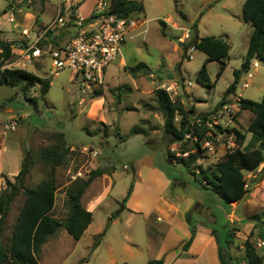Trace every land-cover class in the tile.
<instances>
[{
	"label": "rangeland",
	"instance_id": "rangeland-1",
	"mask_svg": "<svg viewBox=\"0 0 264 264\" xmlns=\"http://www.w3.org/2000/svg\"><path fill=\"white\" fill-rule=\"evenodd\" d=\"M60 1L63 0H0V37L5 40L18 38L21 36V29L31 27L32 21L35 24L49 22ZM78 1H81L84 10L92 6L91 14L99 17L96 6L98 0ZM135 1H140L143 5L142 11L130 15L138 26L125 34L115 59L100 73V81H84L70 69H62L56 76H49L50 60L46 57L25 64L28 71L42 80H49L50 84L45 93L41 92L40 83L26 92L17 87V93L23 97L24 107L18 111L7 108L5 113H0V141H5L0 159L3 168V173L0 174V192L6 186L5 178L15 182L14 176L19 172L25 156L32 163L23 186L33 187L46 179L48 166L41 158V151L54 144V134L62 132L69 153L54 169V216L59 219L66 216V190L76 177L87 178L96 168L105 170L108 177L102 175L95 178L81 198L85 204L96 201L92 222L81 237L75 240L65 229H58L41 246L38 264H144L148 259L155 258L159 252L145 235L147 219L144 216L151 209L153 211L152 202L157 196V189L166 185L168 177L156 176L159 169L150 172L152 165L157 168L164 165L171 177L176 178L174 182L184 187L186 196L195 195L199 198L195 208L190 211L193 224L211 226L218 231L223 242L226 232H229V254L237 264L245 263L242 244L250 232L257 251L264 255V247L257 246L262 238L260 233H264V210L243 214V210H246L243 202L228 205L218 195L202 187L205 184L212 188V184L205 180V175H209L213 164L227 150H198L201 154L198 161L186 167L182 163L186 155L181 151L193 148V143H169V136L164 133L165 117L154 97V90L162 88L172 99L179 97L185 106L188 107V103L194 105L189 119L194 114L203 115L212 110L225 89L233 82V70L241 67L240 60L244 57L248 34L252 30L251 24L241 16L242 0ZM104 2L108 5V0ZM8 6L11 8L7 9ZM18 8L22 11H17ZM166 18L176 22L180 28L184 26L183 19L194 25L192 30L188 29L189 37L179 40L183 37V30L170 27L171 21L162 25L160 20L164 21ZM38 19L43 22L38 23ZM195 36L220 38L230 44V57L225 59L226 67L218 79V61H206L205 54L195 48L192 51L193 57L187 58V47L183 43H189ZM175 39L177 40L174 41ZM121 58L124 61L121 62ZM205 61L207 75L214 82L213 87L198 80L199 70ZM252 61L258 63L256 70L250 65V71H254L253 78L242 89L241 83L247 81L245 72H242L235 90L236 93L241 92L242 98L260 101V93L262 89L264 91V61L257 58ZM139 62H144L149 71L133 77L125 68ZM166 73H171L173 79L165 78ZM30 111L43 118L46 123H29ZM251 115L250 110L242 111V124H246ZM10 118L16 120L14 129L6 127ZM179 118L175 117V125L179 124ZM133 128H139L149 144H144L137 138L120 144L122 137L125 139L136 134L132 133ZM163 145L171 164L165 161L166 157L162 153L164 148L161 147ZM0 150L2 152V147ZM15 161L17 169L13 171L10 166ZM136 168L143 185H149L146 177L150 176L149 182L154 183L155 192L150 189L143 196V189H138V193L129 202L133 211H121L122 203H127V200L122 201L131 183L139 181L138 176L133 173ZM109 178L114 180L111 191L105 187ZM16 184L19 186L18 182ZM202 198L210 206L205 207L201 203ZM23 201L24 195L22 189H19L4 219V237L11 234ZM157 209L162 210V207ZM227 215L229 217L226 219ZM236 215L242 218L237 221ZM252 217H258L262 222H255ZM155 218L153 216L151 220L154 221ZM155 222L162 224L157 220ZM247 224H251L250 231L245 230ZM97 233L103 234L98 248H95L93 242Z\"/></svg>",
	"mask_w": 264,
	"mask_h": 264
},
{
	"label": "trees",
	"instance_id": "trees-1",
	"mask_svg": "<svg viewBox=\"0 0 264 264\" xmlns=\"http://www.w3.org/2000/svg\"><path fill=\"white\" fill-rule=\"evenodd\" d=\"M107 6L108 12L120 17H130L133 13L143 10L142 3L135 0H108ZM241 13L242 19L251 24L252 30L241 67L233 70L234 80L224 91L218 106L231 101L227 100L226 97L234 93L241 73L250 68L253 58L264 61V0H244ZM160 23L165 26L163 20H160ZM193 27L194 25H191L190 29L192 30ZM12 45L13 41L0 38V63L10 58ZM183 46L187 48L193 46L203 52L206 55V61H218L219 69L216 72V79L220 77L226 67L225 59L228 57L229 52V45L225 41L220 38L195 36L189 43H183ZM206 61L199 70L198 80L208 87H213L214 82L210 81L206 72ZM125 70L133 77L138 73L146 74L149 71L144 62L126 67ZM0 83H5L13 88L19 87L23 92H26L36 83H40L41 92L45 93L48 90L50 81L42 80L36 74L25 69H4L0 70ZM154 97L165 117L164 133L169 136V143L180 142L184 135L190 132L191 120L189 118L193 112V107L188 108L185 106L179 97L172 99L170 94L162 88L154 90ZM237 103L239 109L250 110L254 116L244 132L236 127L233 128L237 135L238 147L227 151L221 159L213 164L209 175H205V180L212 184V188L210 189L205 184L202 185L206 191L218 195L228 205L241 201L246 195L247 185L244 171L255 169L264 160V93L260 101L239 97ZM176 116L180 117L178 125L174 123ZM247 132L251 133V137L241 147ZM132 133H141V131L139 128H133ZM122 139L124 138L122 137ZM65 144L64 134L58 132L54 134V144L42 149L41 158L47 164L48 171L46 179L36 186H23V181L32 163L28 156L24 157L19 172L14 176L15 182H18L19 186L5 178L6 186L0 192V264H38L41 246L58 229H65L70 236L78 240L91 223L92 213L85 209L81 198L91 182L96 177L106 173L101 168L92 170L87 178L76 177L70 182L66 190L67 214L63 219H59L52 214L56 192L54 169L63 162L69 153V149L65 147ZM195 145H198V143L196 142ZM184 151L186 150L182 149L181 152ZM200 155L198 150L194 153L189 152L188 156L182 159V163L186 167L195 164ZM131 188L132 184L123 202L127 200ZM19 189H22L24 201L19 208L11 234L4 237V219ZM190 215L191 212L185 214L186 221L190 226V236L183 244V250L189 247L196 233V226L191 222ZM251 219L255 222H262L258 217H252ZM102 234H97L93 247L98 245ZM211 234L218 244L220 264H237L229 254L228 247L231 241L229 232H226L228 237H224V242L216 229H211ZM263 234L261 232L260 237L264 238ZM251 237L252 232L248 234L242 244L244 247V264H264V255L257 251L255 242L251 240ZM144 264L166 263L162 258H153L148 259Z\"/></svg>",
	"mask_w": 264,
	"mask_h": 264
},
{
	"label": "built area",
	"instance_id": "built-area-1",
	"mask_svg": "<svg viewBox=\"0 0 264 264\" xmlns=\"http://www.w3.org/2000/svg\"><path fill=\"white\" fill-rule=\"evenodd\" d=\"M104 1L99 0L97 3L99 17L94 14L86 17L79 10L78 2L71 0L59 4L49 22L23 27L20 37L9 40L13 41L11 56L0 63V70H27L26 63L46 57L50 60L49 76H56L62 69H70L84 81H100V73L115 59L125 34L138 26L131 17H120L108 12ZM17 11L21 12L22 9L18 8ZM67 26L72 28L70 39L62 44H54L59 33ZM183 37L188 38L187 35ZM193 50V46L187 48L188 59L192 58ZM250 65L255 70L258 63L252 61ZM245 74L247 81L242 82V88L247 87L254 71L248 69ZM229 104L220 105L219 109L209 115L193 116L190 119V132L179 143L190 141L194 147L181 152L183 155L188 156L189 151L210 152L215 148L231 151L238 147L237 135L233 130L236 127V116ZM16 124V120L10 118L6 127L14 129ZM196 142L198 145H195ZM257 246L264 247V240L258 242Z\"/></svg>",
	"mask_w": 264,
	"mask_h": 264
},
{
	"label": "crops",
	"instance_id": "crops-1",
	"mask_svg": "<svg viewBox=\"0 0 264 264\" xmlns=\"http://www.w3.org/2000/svg\"><path fill=\"white\" fill-rule=\"evenodd\" d=\"M70 1L71 0H63V1H60L58 3V5L59 4L63 5V4L68 3ZM74 1H78V0H74ZM243 2H244V0H242L240 3L241 9H242ZM58 5H57V7H58ZM78 6H79V10L81 11V13L83 15H85L86 17H89L90 14L92 13V11H91L92 6L89 9L84 10V6H82L81 1H78ZM96 6H97V4H96ZM241 16H242V14H241ZM170 21H171V19L166 18L164 20L165 25H167ZM34 22L32 21V24H34ZM37 22L42 23L43 21L41 19H38ZM170 27H172L174 29L177 28V29L183 30V32H184L183 36H185V35L188 36L190 33L189 30L185 27V25L181 26V28H180V26L176 22L171 21ZM250 32L251 31H249L248 38H249ZM71 34H72V28L67 26L66 28H64L59 33L56 40H54V44H62L64 42L68 41L71 37ZM13 39H17V38H13ZM181 39L184 40V37L179 38V40H181ZM247 44H248V39H247V43H246V48H247ZM231 50H232V48L229 44V52ZM229 52H228V54H229ZM245 53H246V49H245ZM229 57H230V55H228V58ZM242 57H243V55H242ZM122 61H124L123 58H121V62ZM242 61H243V59H242ZM242 61L240 60L241 63H242ZM241 63H240V65H241ZM242 89H244V88H242ZM263 93H264V91L262 89V92L260 93V98H261ZM240 96H241V92L236 93V90H235L234 93H231L230 95H228L226 97V99L231 100L229 102L230 103L229 105L231 106V108L235 112L236 128H238L239 130H242L244 132L245 128L248 126L250 120L253 118L254 115L251 112L252 115L249 117L248 122L246 124H242L240 117H241L242 111H244V110L239 111V107H238V103H237V98H239ZM218 102L213 106L212 110H210L206 113H203V115L194 114L193 116H204V115L211 114L215 109L220 108L218 106ZM188 107L194 108V105H191L189 103ZM247 111H249V110H247ZM33 113L34 112L30 111V114H33ZM250 137H251V133L247 132L246 136H245V140H244L243 144L241 145V147H243L249 141ZM132 138L140 139L144 144H149L146 141V137L142 133H136V134L131 135L130 137H126L125 139H123V141H120V144H124ZM0 142H1L0 145L2 147V152L0 150V159H1L3 151H4L5 141L1 140ZM17 144L19 145L18 142H17ZM161 147L164 148L162 150L163 151L162 153L166 157L165 161L168 162L169 164H171L170 163L171 159L168 158V156L165 152L166 151L165 145H163ZM98 157L100 158V156H98ZM10 167H11V169H13V171L15 169H17V162L15 161L14 164L11 165ZM150 168H151V171L149 170L150 172L155 171L156 169H159V172H157L156 176H159L162 178V175H165L168 177V181L166 182V185L163 188H161L160 190L157 189V192H156L157 196L155 197L154 201L152 202L153 203V211L151 209V211H149V214L147 216L146 215L144 216L147 219L145 221V229H146L145 235L147 236L148 240L151 239V241L149 240L150 244L151 245L153 244V247L157 249V252H159L156 255V257L162 258L166 264H220L219 254H218V244L215 240V237L211 234V229H213L211 226L208 227L205 225H201L199 223L195 224L196 233H195L194 239L192 240L191 244L189 245V247L186 250L182 249L183 244L185 243V241L190 236V226L188 225V223L186 221L185 214L187 212H190L193 208H195V206L197 204V200L199 198H196L195 195L186 196L184 193V189H183L184 187H182V186H180V184H177L174 182V180L176 178L171 177V174L168 172V169L164 165H160V168H157L156 165H152ZM2 169L3 168L0 165V174L3 173ZM8 170H10V169H8ZM6 172L9 174L8 171H6ZM148 172H147V174H148ZM133 173L135 175H137L139 178L140 172H139L138 168L133 169ZM106 174H108V173L103 174L104 177H108V175H106ZM244 176L246 179L247 192H246L245 197L240 201V202H243V204L246 206V210H243V214H249L251 212H255V211L259 212L261 210H264V160L261 163H259V165L255 169L244 171ZM149 177L150 176H148V178L146 177V181L149 184L148 186L143 185L142 183H144V182L140 178H139V181H135V182L133 181L134 183H131L132 184V188H131L132 190L128 196L127 203H124L122 205L121 211H123L124 209L129 210V211L130 210L133 211L134 208L131 207L129 202H130V200L133 199L134 195H136L138 193V189H140V190L143 189V196L146 194V191H149L150 189H153L155 192L156 187H155L154 183L149 182ZM96 178H98V177H96ZM106 184H108L107 186H105L107 188V190L111 191L113 184H114V180L109 178V183L106 182ZM128 190H127L124 198L127 196ZM191 190H193V188H191ZM199 191H201V190H199ZM83 195H84V193H83ZM143 196H141V197H143ZM201 203L203 205H205V207L210 206L205 201L204 198H202ZM82 204L85 207V209H87L91 213H94L93 208L96 207V201H92L88 204H85L82 200ZM160 206L162 207V210L157 209ZM231 208L232 207L230 206V209ZM153 216H156L155 220L162 222V224L158 225V223L155 222V220L152 221L151 219L153 218ZM227 217H229V215L226 216V219H227ZM241 218L242 217H240L239 215H236L235 220L239 221ZM250 229H251V224H247L245 230L250 231ZM263 239L264 238H262L261 240H263Z\"/></svg>",
	"mask_w": 264,
	"mask_h": 264
},
{
	"label": "flooded vegetation",
	"instance_id": "flooded-vegetation-1",
	"mask_svg": "<svg viewBox=\"0 0 264 264\" xmlns=\"http://www.w3.org/2000/svg\"><path fill=\"white\" fill-rule=\"evenodd\" d=\"M11 104V105H9ZM24 107L23 97L21 94L17 93L16 95L10 97L9 99L2 100L0 102V113H5L7 108H11L12 111L21 110ZM29 123L40 122L44 125V119L36 116L34 113L29 114ZM55 122V121H54Z\"/></svg>",
	"mask_w": 264,
	"mask_h": 264
},
{
	"label": "water",
	"instance_id": "water-1",
	"mask_svg": "<svg viewBox=\"0 0 264 264\" xmlns=\"http://www.w3.org/2000/svg\"><path fill=\"white\" fill-rule=\"evenodd\" d=\"M10 8H11V6H8L7 9H10ZM182 21H183V24L185 25V27H186L187 29H190V27H191V23L188 22V21L185 20V19H183ZM176 40H177V39H175V41H176ZM165 78H167V79H173V76H172L171 73H166V74H165ZM16 94H17V90H16V88H13V87H11V86L5 84V83H0V102H1L2 100L9 99L10 97H12V96H14V95H16ZM188 104H189V103H188ZM9 105H11V104H9Z\"/></svg>",
	"mask_w": 264,
	"mask_h": 264
}]
</instances>
